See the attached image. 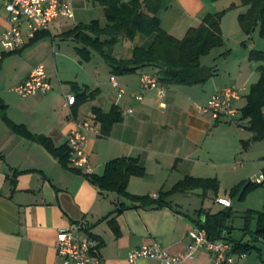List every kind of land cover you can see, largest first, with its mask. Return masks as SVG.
Returning a JSON list of instances; mask_svg holds the SVG:
<instances>
[{"label": "crops", "instance_id": "crops-1", "mask_svg": "<svg viewBox=\"0 0 264 264\" xmlns=\"http://www.w3.org/2000/svg\"><path fill=\"white\" fill-rule=\"evenodd\" d=\"M63 1L72 4L71 0ZM161 5L157 14L160 28L178 40L188 29L198 27L206 14L225 12L232 6L242 7L238 0H162ZM242 8L222 15L223 40L228 26L238 33L240 28H235V21L245 10ZM226 16L229 21L224 24ZM69 21L59 17L38 39L17 51H5L1 39L10 22L7 13L0 11V100L7 105L6 120L0 116V264H62L54 250L56 232L68 228L76 232L81 224L83 229L77 233L84 230L94 238L103 264H132L127 261L128 252L152 242L158 243L170 255H176L189 246L188 232L197 227L194 222L200 219L199 214L203 211L214 214L230 208L233 215L234 200L245 203L242 229L248 236L234 239L230 225L232 216L227 222L230 228L223 230L226 231L225 240L232 245L233 241L252 242L253 246L264 244V239L254 234L256 212L264 213V199L257 198L260 196L258 187H264V183L240 199L238 192L230 194L241 182L253 181L264 173V140H252L248 122L241 118L249 87L259 78L257 67L264 65V61L249 59L248 53L254 49H245L243 54L247 56V71L238 63L232 78V68L224 65L222 71L212 69L214 75L203 83L164 86L165 94L159 97L157 90L143 91L140 86L141 75L153 74L156 68L144 67L134 73L114 75L95 52H91L87 62L81 61L74 49L77 45L61 36L78 25L67 27ZM97 21L105 24L104 17ZM142 36L117 43L113 56L127 61L135 47H149L152 37L143 36V39ZM57 37L72 44H56ZM95 56L104 61L108 80L101 81V72L105 70ZM37 64L44 67L49 78V92L22 97L15 88ZM112 76L116 77L118 87L111 86L109 79ZM231 86L239 95L233 102V107L238 109L234 119L214 120L200 110L211 96ZM119 89L123 90L121 95ZM91 91L96 92L92 99L81 101L76 98L72 107L66 105L65 94L76 97L77 93ZM135 96L141 99L136 100ZM243 98V105H238ZM93 106L104 113L112 108L120 112L121 121L111 126L108 135L102 134L100 124L92 115ZM83 121L99 132V135L85 132L90 174L102 175L109 160L134 157L145 174L129 179L126 191L132 196L156 200L186 176L215 178L217 193L201 188L173 192L163 195L170 207H141L113 192H100L84 177L83 170L76 169L81 171L78 173L69 163L63 166L42 144L11 126H23L32 136H43L58 149L67 145L66 139L75 125ZM223 186L224 196L221 195ZM179 195L202 198L201 206L192 207L187 202L189 208H186L177 202ZM206 198L211 199L212 205L203 203ZM216 198H228L231 204L223 207L215 202ZM134 205L138 206L132 208ZM122 206L131 209L111 214ZM214 206L218 208L213 209ZM247 212H250L248 219ZM111 219L117 226L116 232L109 222ZM255 248L260 251L257 246ZM194 257V264H210L204 247L198 249ZM134 264L158 262L137 259ZM233 264H264V256L261 252L256 257L248 252Z\"/></svg>", "mask_w": 264, "mask_h": 264}, {"label": "trees", "instance_id": "trees-1", "mask_svg": "<svg viewBox=\"0 0 264 264\" xmlns=\"http://www.w3.org/2000/svg\"><path fill=\"white\" fill-rule=\"evenodd\" d=\"M99 3L103 8L105 24L92 20L86 24H78L72 30L62 33L65 39H70L77 46L76 55L81 61L87 62L91 52L97 53L107 63L110 72L116 75L134 73L144 67L156 68L154 76L161 85H195L208 80L214 75L212 68L201 65L202 56L207 55L211 49L222 46L223 38L220 29V20L224 11L216 14H206L198 27L187 30L180 40L172 37L160 28V19L157 14L161 9L162 0H92ZM240 5L245 8L238 14V23L241 31L247 37L257 32L258 37L264 38V0H239ZM34 35L31 42L38 39L41 34ZM152 37L149 47H135L131 57L127 60H118L113 56L114 46L127 40H133L137 35ZM249 59L264 61V50H250ZM258 68L259 78L257 82L249 87L246 103L241 108V118L247 120L248 131L252 133V140H264V65ZM95 91L77 93L76 98L81 101L94 97ZM6 106L0 100V116L6 120ZM92 115L102 128V134L108 135L111 126L121 121L122 116L117 108H112L104 113L97 107H92ZM10 123V122H9ZM18 133L32 138L42 144L54 157H57L63 166H67L69 156L68 147L64 145L58 149L43 136H32L23 126L11 124ZM102 175L83 173L84 177L94 184L100 192H113L118 196L129 199L132 203L137 202L141 207L155 206L161 208L169 206L164 196L173 192H187L192 189L212 190L217 193L218 182L213 179H195L186 176L177 182L171 190L160 194V198L150 200L148 197L130 195L127 193L129 179L133 176L142 177L144 168L139 165L138 159L134 157H118L105 163ZM77 171L76 169H74ZM81 172L80 170L77 171ZM264 175V173H262ZM256 184L253 181H244L234 188L231 195L238 192L239 199L253 191ZM164 195V196H163ZM134 205L132 208L137 207ZM131 209L122 206L111 214L120 213L122 210ZM202 212V211H201ZM199 212V213H201ZM250 212L246 213L248 219ZM257 221L255 235L264 239V213L256 212ZM195 225L204 229L211 240L219 238L223 230H227L228 220L232 217L230 208L222 209L214 214L203 211L198 215ZM113 230L117 226L113 219L109 220ZM233 251L236 253H248L255 248L252 242L233 241Z\"/></svg>", "mask_w": 264, "mask_h": 264}, {"label": "built area", "instance_id": "built-area-1", "mask_svg": "<svg viewBox=\"0 0 264 264\" xmlns=\"http://www.w3.org/2000/svg\"><path fill=\"white\" fill-rule=\"evenodd\" d=\"M4 10L10 22V27L4 32L1 39V46L5 51H17L26 43L30 42L34 35L48 30L51 22L62 17L71 20L74 11L72 4L63 0H0V11ZM112 87H118L116 77L109 79ZM140 86L143 91H156L159 97L164 96L165 87L161 85L157 77L152 73H143L140 78ZM50 89L49 78L46 77L42 65L35 66L28 77L21 82L15 91L22 97L35 95V93H47ZM123 93L119 89V95ZM237 89L233 86L224 87L222 90L209 99L207 105L201 107L204 113L209 114L214 120L220 118L234 119L238 109L233 107V102L238 99ZM65 103L72 107L75 97L65 94ZM140 100V96H135ZM85 132H99L87 121L77 122L74 130L66 139L68 147V163L75 169H81L90 173L88 155L85 152L87 138ZM256 184L264 183V175L259 174L253 180ZM156 198V195H154ZM215 202L223 207L230 206L227 198H216ZM83 229L82 224L76 229H59L56 232L54 250L62 259V264H103L98 253L97 242ZM226 231H223L219 238L211 240L204 229L195 227L188 232L190 239L189 246L185 251L176 255H170L158 243L152 242L146 246H139L127 254V261L134 264L137 259H154L158 264H194L195 252L204 247L210 257V264H233L237 259L245 257V253L233 251V245L225 240Z\"/></svg>", "mask_w": 264, "mask_h": 264}, {"label": "rangeland", "instance_id": "rangeland-1", "mask_svg": "<svg viewBox=\"0 0 264 264\" xmlns=\"http://www.w3.org/2000/svg\"><path fill=\"white\" fill-rule=\"evenodd\" d=\"M71 1L73 4V9H74V17L72 18V20L67 22L66 24L67 27H71L73 26V24H79V23L86 24V23H89L91 20H99L100 18L103 17V9L99 5V3H96L92 0H71ZM239 5H240V2H239ZM234 7L232 6V7H229L228 9H225V12L223 15H225L226 13H232V10L243 9L242 7L240 8H234ZM228 21H229V16H226L224 24ZM235 26H236L235 28L237 29L240 28L238 20L235 21ZM227 29L229 30L225 34V37L223 40L224 44L220 47L211 49L210 52L207 53V55L202 56L200 61H201L202 66H208L209 68H212V69L218 68L221 71L223 70L222 68L224 65H225L224 67H227L229 69L232 68L230 70L232 71L231 77L233 78L234 74L237 71L234 67L236 64L241 63V67L245 69V71L248 70V67H247L248 63L246 60L247 56L246 54L243 55L245 49H247V51H249L250 48L256 51L264 50V38H261V37L259 38L257 32L252 33L251 37L249 38L248 36L246 37L242 31H240L241 29H239L238 33H234L231 27L229 26ZM228 33L229 35H227ZM130 41H133V40H130ZM60 43H62V45H67V43L72 44V42L70 41H63L57 37L56 44H60ZM95 57L96 59H98V61L102 62L100 67L105 70L104 73L101 72V78H102L101 81L105 79L108 80V75L106 74V69H105L106 67H105L104 61H102L99 58V56H95ZM226 61H227V64L225 63ZM37 65H41V64H37ZM244 101H245V98H243L238 103V105H243ZM258 188H260V194H259L260 196H258L257 198L264 199V187H258ZM224 189H225V186H223L221 189L222 196L225 195ZM176 200L177 202H180L186 208L187 207L189 208V205H187V202H189V204H191L192 207H194L195 205V207L197 208L201 206L200 202H202V198L200 199L197 197L195 198L194 195H189V196L179 195V196H176ZM211 202L212 201L210 198H206L203 201V203L206 205H212ZM233 203H234V206H233L234 211L232 215L233 217L230 221V225H232L233 227L232 232H234L233 237L234 239H237V240L242 239V238L246 239L248 235H244L243 234L244 231L242 229V225H243L242 214H243V209L246 207L245 203L243 201L240 203L237 200H234ZM214 208L217 209L218 207L214 206L213 209ZM255 246H257V248H259L260 251H258L257 249L252 250L250 251V255L256 257L258 252H261V255L264 256V244L256 243Z\"/></svg>", "mask_w": 264, "mask_h": 264}]
</instances>
